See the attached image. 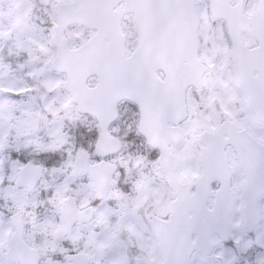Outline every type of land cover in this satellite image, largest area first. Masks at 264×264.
Listing matches in <instances>:
<instances>
[{
  "label": "snow or ice",
  "instance_id": "6c2138e0",
  "mask_svg": "<svg viewBox=\"0 0 264 264\" xmlns=\"http://www.w3.org/2000/svg\"><path fill=\"white\" fill-rule=\"evenodd\" d=\"M0 264H264V0H0Z\"/></svg>",
  "mask_w": 264,
  "mask_h": 264
}]
</instances>
